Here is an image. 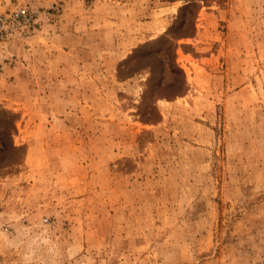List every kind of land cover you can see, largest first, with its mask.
Here are the masks:
<instances>
[{"label":"rangeland","instance_id":"rangeland-1","mask_svg":"<svg viewBox=\"0 0 264 264\" xmlns=\"http://www.w3.org/2000/svg\"><path fill=\"white\" fill-rule=\"evenodd\" d=\"M160 1L0 0V264H264V0Z\"/></svg>","mask_w":264,"mask_h":264},{"label":"crops","instance_id":"crops-1","mask_svg":"<svg viewBox=\"0 0 264 264\" xmlns=\"http://www.w3.org/2000/svg\"><path fill=\"white\" fill-rule=\"evenodd\" d=\"M161 3L160 0H92L86 12L89 17L86 21L88 23L92 19L94 23L90 25L93 30H100L107 20L115 25L123 21L133 25L131 30L135 41L144 40L161 31L169 21V15H165L166 7ZM122 16L124 19H121Z\"/></svg>","mask_w":264,"mask_h":264}]
</instances>
